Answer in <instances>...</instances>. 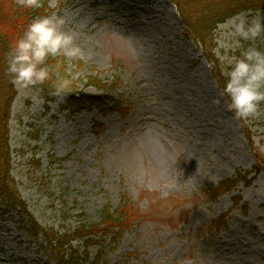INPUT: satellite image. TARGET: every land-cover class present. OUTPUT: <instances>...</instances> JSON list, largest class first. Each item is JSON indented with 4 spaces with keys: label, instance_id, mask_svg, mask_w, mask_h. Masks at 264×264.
<instances>
[{
    "label": "rangeland",
    "instance_id": "rangeland-1",
    "mask_svg": "<svg viewBox=\"0 0 264 264\" xmlns=\"http://www.w3.org/2000/svg\"><path fill=\"white\" fill-rule=\"evenodd\" d=\"M43 1L89 55L87 63L64 60L70 79L92 94H106L93 82L113 84L110 97L123 101V113H59L65 94L46 113L36 91L15 86L7 115L11 173L38 222L59 224L57 209L72 215L70 225L78 215L92 222L124 198L137 219L104 242L106 264H264V170L254 166L264 157V104L248 123L234 117L171 0ZM237 17L250 22L264 11L217 27L224 73L221 57L264 51V35L233 34L228 25ZM222 40L240 47L226 51ZM239 172L233 190L211 197L208 191ZM27 220L19 206L0 200V264H55Z\"/></svg>",
    "mask_w": 264,
    "mask_h": 264
},
{
    "label": "trees",
    "instance_id": "trees-1",
    "mask_svg": "<svg viewBox=\"0 0 264 264\" xmlns=\"http://www.w3.org/2000/svg\"><path fill=\"white\" fill-rule=\"evenodd\" d=\"M178 9L185 34L193 39L201 50L202 56L212 65V72L223 90L226 77L222 70L219 58L216 55L217 46L215 31L226 20L241 13L249 11H264V0H171ZM50 9L47 1L42 0L39 8H23L17 5L16 0H0V200L12 206H19L32 226L34 236L43 234L50 245L55 264H106V259L101 255L104 242L111 237L117 238L126 227L136 219L135 206L130 200L122 198L115 208L107 204L97 213V220L87 222L82 215L78 221L70 225V217L63 216L62 209H57L56 217L59 224L43 226L36 219L29 207L28 200L21 195L17 182L11 173V155L8 135L7 115L15 95V85L8 74L10 49L30 24L33 18L49 15ZM64 59H50L49 63L55 67L51 79L42 85L31 87L45 100V111L51 110V103L55 102V84L58 78L64 77L71 81L66 97L59 105L58 112L70 111L77 113L85 109L96 108L100 113L119 111L123 113V101L110 97L113 84L99 80L96 85L106 94H92L79 90L75 82L66 73ZM58 73V75H57ZM94 77L89 76L92 81ZM228 100V97L225 96ZM229 102V101H228ZM255 168L264 170V157H257ZM241 172L235 177L221 180L211 191V197L216 198L229 192L242 180ZM250 180H247L249 183ZM225 215L214 219V226L219 228L224 224ZM85 219V218H84ZM69 224V225H67ZM98 248V255L92 258L93 250ZM92 258V259H91Z\"/></svg>",
    "mask_w": 264,
    "mask_h": 264
},
{
    "label": "clouds",
    "instance_id": "clouds-1",
    "mask_svg": "<svg viewBox=\"0 0 264 264\" xmlns=\"http://www.w3.org/2000/svg\"><path fill=\"white\" fill-rule=\"evenodd\" d=\"M16 2L18 6L29 9L39 8L42 4V0ZM50 6L56 5L50 2ZM64 25L65 19L56 13L38 16L14 41L7 71L17 88L29 89L51 79L55 67L49 63L50 59L62 57L68 62H88V53L77 43L75 35L64 29ZM228 26L234 35L243 40H255L264 35V18L261 17L250 22L237 17ZM220 47L234 51L240 47V42L235 40L229 44L222 40ZM221 59L227 62L226 83L221 96L228 97V110L244 123L258 118L262 114L261 105L264 104V51L249 47L240 56H224ZM70 84L68 78H58L55 94L66 93Z\"/></svg>",
    "mask_w": 264,
    "mask_h": 264
}]
</instances>
